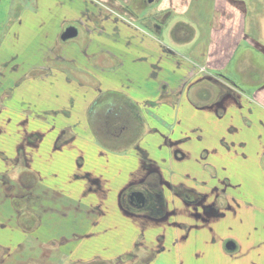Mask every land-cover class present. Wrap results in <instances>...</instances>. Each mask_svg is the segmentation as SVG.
I'll return each instance as SVG.
<instances>
[{"label": "crops", "instance_id": "0c3cea01", "mask_svg": "<svg viewBox=\"0 0 264 264\" xmlns=\"http://www.w3.org/2000/svg\"><path fill=\"white\" fill-rule=\"evenodd\" d=\"M151 175L166 220L125 205ZM53 243L59 264H264V0H0V256Z\"/></svg>", "mask_w": 264, "mask_h": 264}, {"label": "flooded vegetation", "instance_id": "af4514ba", "mask_svg": "<svg viewBox=\"0 0 264 264\" xmlns=\"http://www.w3.org/2000/svg\"><path fill=\"white\" fill-rule=\"evenodd\" d=\"M155 1L156 0H145V3L153 4V3H155ZM225 96H227V95L224 94L222 97H225ZM152 177L153 176L151 175V177H149V179H147V184H145V186H142L139 189L129 190L127 197L125 199V205H127V209L133 213L144 215L150 219L166 220L168 218V214H166V212L164 211L165 200L163 197V190L156 183L157 179L154 177L152 178ZM150 180H151V182H150ZM174 191H176V193L182 199H184V201L186 203H188L192 206L202 204V200L199 197L193 196L192 193L189 192L187 189H185V187H183V186L180 189H178V188L174 189ZM209 208L210 207H206V209L203 208L204 210L202 212V214H203L202 217H204L206 211L209 210ZM213 212H214V210H213ZM194 216L196 218L198 217V219H202L197 214ZM222 218L224 219V216ZM217 219L219 220L220 218H217ZM180 227L183 231H185L187 233V235H189L188 233H189V231H191V227H189L188 225H180ZM230 243H234V242L231 240H228L225 243V251H227V252H233V251H230L228 249V245ZM47 247H51V248L57 247L58 250L60 248V246H58V244H56V243L50 244ZM47 247H45V249H47ZM155 254H157V252L152 253L150 258H147L148 260H146V259L143 260L142 263H145L147 261H151V257L154 256ZM5 257H7V260H9V258H10L9 256H7V254L5 255ZM61 260L62 259H60V261ZM59 262L57 261L56 264H59Z\"/></svg>", "mask_w": 264, "mask_h": 264}, {"label": "rangeland", "instance_id": "374dc122", "mask_svg": "<svg viewBox=\"0 0 264 264\" xmlns=\"http://www.w3.org/2000/svg\"><path fill=\"white\" fill-rule=\"evenodd\" d=\"M246 222V219H244ZM244 222V223H245ZM58 248L57 247H47V249H38L33 254V257L30 260H27L24 263L21 264H56L55 258L58 257L57 255ZM6 254H3L0 256V264H13V262L8 261L7 257H5Z\"/></svg>", "mask_w": 264, "mask_h": 264}, {"label": "water", "instance_id": "95a60500", "mask_svg": "<svg viewBox=\"0 0 264 264\" xmlns=\"http://www.w3.org/2000/svg\"><path fill=\"white\" fill-rule=\"evenodd\" d=\"M77 35H78V31H77V29L74 28V27H70V28L66 29L65 32L62 34V36H61V40H62L63 42H67V41H70V40H73L74 38H76ZM235 248H236V246H235L234 243H230V244L228 245V249H229L230 251L235 250Z\"/></svg>", "mask_w": 264, "mask_h": 264}, {"label": "trees", "instance_id": "16d2710c", "mask_svg": "<svg viewBox=\"0 0 264 264\" xmlns=\"http://www.w3.org/2000/svg\"><path fill=\"white\" fill-rule=\"evenodd\" d=\"M103 264V263H102Z\"/></svg>", "mask_w": 264, "mask_h": 264}]
</instances>
